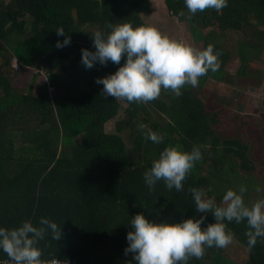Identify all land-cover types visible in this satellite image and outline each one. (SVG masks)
Returning a JSON list of instances; mask_svg holds the SVG:
<instances>
[{"label":"trees","instance_id":"obj_1","mask_svg":"<svg viewBox=\"0 0 264 264\" xmlns=\"http://www.w3.org/2000/svg\"><path fill=\"white\" fill-rule=\"evenodd\" d=\"M149 2L0 0V227L15 228L25 220L38 227L41 217L56 222L62 237L55 241L48 234L40 241L43 260L135 264L132 254L124 251L132 216L143 213L157 222L198 219L205 214L196 211L189 188L213 194L219 205L225 192L217 191L213 175L229 165L243 174L256 173L252 146L230 137L226 111L211 109L191 85L186 84L179 96L162 89L147 104L116 100L102 95L103 85L93 87L97 78L114 73L119 65L97 63L88 69L81 63V50L95 51L91 35L97 30L107 33L109 23L148 25L136 7ZM164 2L172 15L190 16L184 0ZM250 15L264 25V0H228L219 13L206 9L188 18L193 27L206 29L203 49L211 44L222 53L219 70L208 74L224 73L236 43L241 46L239 72L250 58L259 57L252 51L262 44L264 30L257 36L253 25L255 37L234 39ZM58 28L71 37L70 45L56 47L57 40L65 38L57 36ZM248 50L252 51L247 54ZM13 59L19 62L16 80L26 77L28 68L37 70L25 87L15 82ZM111 120L114 129L106 131ZM141 125L147 126L145 132L163 135V143L145 139ZM173 145L185 151L203 146L202 159L183 181V191L169 190L163 181L149 190L143 173L165 147ZM214 222L209 213L202 228ZM225 223L245 250V259H238L228 245L206 248L201 259L190 258L188 264H264V238L250 249L247 222ZM6 258L0 251V262Z\"/></svg>","mask_w":264,"mask_h":264},{"label":"clouds","instance_id":"obj_2","mask_svg":"<svg viewBox=\"0 0 264 264\" xmlns=\"http://www.w3.org/2000/svg\"><path fill=\"white\" fill-rule=\"evenodd\" d=\"M184 4L191 19L198 11L206 9L221 12L227 7L228 0H184ZM107 28L110 30L107 33L97 30L91 35L95 51L81 50V63L88 69L97 63L119 65L114 73L96 79L97 84L103 85L102 95L107 97L147 104L157 99L162 89L179 96L186 84L195 88L200 77L220 68L218 57L222 53L215 51L214 45L201 50L152 25L109 23ZM56 34L65 37L62 42L57 40V48L70 45L71 37L63 28H58ZM122 58L124 63L121 65ZM140 128L145 139L163 143V135L151 129L145 132L146 125ZM202 147L194 145L191 151H185L180 145L165 147L143 173L148 189L152 190L157 182L163 181L167 189H175L177 193L183 191V181L195 163L202 159ZM188 191L196 211L205 214L198 219L157 222L143 213L131 217V230L126 236L128 246L124 251L125 255L132 254L135 264H188L190 258L201 259L206 248H225L234 239L225 221L247 222L249 231L245 235L250 249L256 246L258 238H264V197L247 205L244 201L247 187L241 185L238 191L228 189L218 205L212 198H206L203 189L189 188ZM257 192H260L259 188ZM209 213L215 222L202 228ZM48 234L58 241L63 233L56 222L45 217H41L38 227L28 220L15 228L0 227V251L13 264H60L55 258L51 261L41 258L43 253L39 243Z\"/></svg>","mask_w":264,"mask_h":264},{"label":"rangeland","instance_id":"obj_3","mask_svg":"<svg viewBox=\"0 0 264 264\" xmlns=\"http://www.w3.org/2000/svg\"><path fill=\"white\" fill-rule=\"evenodd\" d=\"M136 8L140 9V14L144 22L148 25L155 26L163 33L175 39L182 37L181 32L183 29L188 32V19L186 23L182 24L178 33L177 25L179 19L168 11L164 0H150L149 5H139ZM177 21V22H176ZM197 32L202 30L196 29ZM190 42H192L190 40ZM241 42H243L241 40ZM190 45L193 46L191 43ZM198 49L203 50L202 42H198L196 46ZM252 50H248L249 54ZM259 54V58H250L248 64L239 72L242 64L239 56H232L224 67V73L219 75L207 74L199 78L200 86L195 87L196 90L210 103V108L213 110H224L227 116L224 118L226 121L225 129L231 137L240 138L246 141L249 151L251 150L250 158L251 163L256 167V173L250 172L243 174V171L238 170V167L226 166L224 170L216 173L217 178V191L225 192L228 189L238 191L241 185L247 187L244 194V201L247 205L251 206L256 200L264 197V50ZM249 55H246L248 57ZM12 64L19 65L17 59L12 60ZM14 67V66H13ZM14 79L19 86L25 87L28 85L32 76L37 73L34 68H28L27 76L16 80L19 73V67L15 68ZM215 74V72H213ZM22 77V78H21ZM41 81L40 78L36 79ZM99 84H93V87ZM193 88V89H195ZM164 90V89H163ZM171 92L170 90H164ZM239 114L238 117L231 121L234 114ZM106 131H113L114 120L105 124ZM237 163L238 160H236ZM223 172V174H222ZM219 174V177H217ZM257 188L260 192H257ZM206 198L214 199L213 194L206 196ZM232 251L235 255L238 254V259H245V250L238 246L236 241L230 244Z\"/></svg>","mask_w":264,"mask_h":264},{"label":"crops","instance_id":"obj_4","mask_svg":"<svg viewBox=\"0 0 264 264\" xmlns=\"http://www.w3.org/2000/svg\"><path fill=\"white\" fill-rule=\"evenodd\" d=\"M177 19L180 20L178 25L176 23L177 33H178L181 25L183 23L185 24L186 23V19H188V18H179V17H177ZM187 22H188V28H187V30L190 33V37L188 36V34L186 33V31L183 29V31L181 32L182 37H179L178 36L177 39L183 40L184 42H186L188 44H191L192 43L193 46H196L198 44V42H202V45H203V36H204V34L207 33L206 32V29L196 28V29L202 30L201 32H204V34L201 36V34L195 30V27H193V24L191 23V21L189 19H188ZM253 25L254 26L257 25L256 26L257 27V31H258L257 36L259 35V31H263L264 30V25L257 23L256 20L254 19V17H252V15H250V21L245 24L244 31H240V34L239 35L234 34V39L236 41H241L243 39V37L245 38V36H248V37L253 36V37H255L254 35H255L256 32L253 29ZM190 40L192 42H190ZM232 47L235 48V49H233V52L231 53V55H234V56L238 55V53L240 51V48H241L240 43H236ZM261 50H264V40L262 41V44H258L256 51L254 50V51H252V53L254 52L255 54H260L262 52Z\"/></svg>","mask_w":264,"mask_h":264},{"label":"built area","instance_id":"obj_5","mask_svg":"<svg viewBox=\"0 0 264 264\" xmlns=\"http://www.w3.org/2000/svg\"><path fill=\"white\" fill-rule=\"evenodd\" d=\"M12 65H13L15 68H18V67H19V65H14V64H12ZM55 259H58L59 262H60V264H75V261L72 260V259H68V258H66V259L55 258ZM51 260H52V259H48V260H45V261H51ZM1 262H4V264H13V262L10 261L9 258H6V259L2 260Z\"/></svg>","mask_w":264,"mask_h":264}]
</instances>
